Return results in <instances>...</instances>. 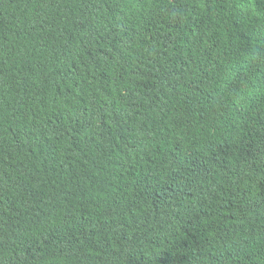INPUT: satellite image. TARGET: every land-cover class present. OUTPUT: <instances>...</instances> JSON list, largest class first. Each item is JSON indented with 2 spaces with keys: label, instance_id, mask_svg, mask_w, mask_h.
Masks as SVG:
<instances>
[{
  "label": "trees",
  "instance_id": "trees-1",
  "mask_svg": "<svg viewBox=\"0 0 264 264\" xmlns=\"http://www.w3.org/2000/svg\"><path fill=\"white\" fill-rule=\"evenodd\" d=\"M0 264H264V0H0Z\"/></svg>",
  "mask_w": 264,
  "mask_h": 264
},
{
  "label": "clouds",
  "instance_id": "clouds-1",
  "mask_svg": "<svg viewBox=\"0 0 264 264\" xmlns=\"http://www.w3.org/2000/svg\"><path fill=\"white\" fill-rule=\"evenodd\" d=\"M237 117H247V118H250V119H252V117H251V115L249 114V113H246V112H240L238 115H237ZM234 146V144H232V146L231 147H233ZM166 200H168L169 201V203L171 204V205H175L177 202H179V201H181V199L180 198H178V199H176V200H172L171 199V196H169Z\"/></svg>",
  "mask_w": 264,
  "mask_h": 264
}]
</instances>
